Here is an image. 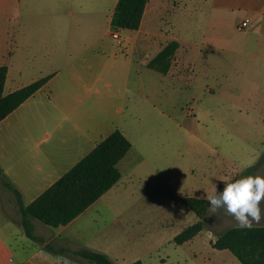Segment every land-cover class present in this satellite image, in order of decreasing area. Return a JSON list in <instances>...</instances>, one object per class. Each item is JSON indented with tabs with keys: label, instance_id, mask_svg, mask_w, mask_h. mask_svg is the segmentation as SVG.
<instances>
[{
	"label": "rangeland",
	"instance_id": "obj_1",
	"mask_svg": "<svg viewBox=\"0 0 264 264\" xmlns=\"http://www.w3.org/2000/svg\"><path fill=\"white\" fill-rule=\"evenodd\" d=\"M215 1L166 0L158 22L162 36L151 49L142 51L126 39L119 45L113 37L115 29L109 21L114 0H8L7 6L1 4L0 33L10 26L16 36L13 53L6 57L8 62L5 59L11 69L5 92L52 72L47 60L52 50L64 61L67 47L69 60L81 65L86 42L93 37H101L107 46L98 52L102 59L129 63L119 125L132 148L119 162L121 180L66 226L55 228L34 220L36 235L56 247L105 252L116 264L137 260L145 264H241L229 250L213 247L220 234L238 226L223 210L219 216L208 212L204 229L192 240L180 245L174 241L199 220L183 197L203 198L214 186L222 192L229 180L264 174V20L260 36L255 35L257 41L236 30L227 44L217 31L229 19L220 22L227 12L215 7ZM224 1L238 2L240 10L230 15L234 24L249 15L242 0ZM54 32L69 35L68 42L61 37L52 46L38 38ZM21 33L30 34V39L20 42ZM129 33L122 30L123 39ZM171 36L189 42V56L197 70L179 62L168 75L148 68ZM219 45L226 50L220 53ZM2 56L0 63L5 62ZM116 101L109 108L112 114ZM11 115L0 122L1 135L8 126L21 125L20 110ZM13 152L18 159L20 151ZM13 174L21 177L18 165ZM4 189L0 184L1 262L12 264V258L15 264H94L54 254L28 238L14 196L9 198L5 192L6 196ZM261 208L264 216V202ZM253 225H264V219Z\"/></svg>",
	"mask_w": 264,
	"mask_h": 264
},
{
	"label": "crops",
	"instance_id": "obj_2",
	"mask_svg": "<svg viewBox=\"0 0 264 264\" xmlns=\"http://www.w3.org/2000/svg\"><path fill=\"white\" fill-rule=\"evenodd\" d=\"M118 1L114 0L113 11L109 21L110 26H112V18ZM165 2L166 0H149L140 28L137 30H126L130 33L124 40L126 39L129 44L140 51L151 49L154 43L162 36V30H160L158 22L161 21V5ZM242 2L244 10L249 15H246L237 24H234V18L230 15L240 10L237 5L238 2L217 0L214 3L219 10L227 12V15L220 17V22L225 23L227 19L229 20L217 31V34H222L220 40L225 39L227 44L231 43L230 35H234L236 30L243 31L245 38L251 37L254 39L256 36H260L263 29L261 23L264 20V0H242ZM2 3L7 6L8 0H1L0 6ZM69 13L71 14V11ZM245 20L249 21V25L251 22L253 23L250 29L240 28V25ZM19 37L20 42L21 39L28 41L30 34L21 33ZM61 37L66 40V43L70 38L67 34L56 32L49 37L41 35L38 38L45 42L50 41L49 43L54 46L53 43ZM171 37L172 40H177L180 43L173 66L175 62H179V64L185 63L194 71L197 70L196 61L189 56L191 53L189 51V42L184 43L179 36ZM258 37H256V41ZM15 39L16 36L12 33L10 26L1 30L0 53L4 54L2 56L4 61L6 59L8 62L6 57L12 55ZM101 41V37L100 39L93 37L89 42H86V53L80 59L81 65L69 60L70 53L67 47L63 49L64 61H60L59 52L52 50L51 53H48L49 69H53V71L44 74L36 80L46 76H51L50 79L34 96L15 110V112L17 110L21 112V125L18 128L8 126L4 131V135L0 134V158L2 159L0 167L10 182L13 181L16 186L13 185L21 191L24 202L27 205L68 172L114 130H121L119 113L122 112L125 92L128 89L129 63L121 59H119V62L102 59L98 52L102 50L101 47L107 46L105 43L102 44ZM217 47L220 53L226 50L224 46L219 45ZM111 57L116 59L114 53ZM176 58L179 59L176 61ZM6 61L1 62L0 66L3 64L8 66ZM10 72L11 69L9 68L5 88L10 80ZM109 87L114 89L109 91ZM16 90L5 92V94ZM117 96H119V102L116 101L118 100ZM114 99L117 105L112 114L109 112V108L114 103ZM11 114L6 118L12 116ZM0 130L2 129L0 128ZM121 131L123 132V130ZM17 150L20 151V156L15 159L13 151ZM15 165L19 166L21 177L13 174ZM0 184L2 185L1 182ZM4 190V194L8 192V197L13 199V193L6 188ZM27 197H29V200H26ZM112 260L115 262L114 259ZM9 262L15 264L12 258L9 259ZM0 264L8 263L0 260Z\"/></svg>",
	"mask_w": 264,
	"mask_h": 264
},
{
	"label": "trees",
	"instance_id": "obj_3",
	"mask_svg": "<svg viewBox=\"0 0 264 264\" xmlns=\"http://www.w3.org/2000/svg\"><path fill=\"white\" fill-rule=\"evenodd\" d=\"M148 2L149 0H119L112 18V27L122 30L139 29ZM179 47L177 40L167 43L148 62V68L167 75L172 69ZM8 70L6 64L0 66V122L34 96L51 77H43L5 94ZM131 148L132 143L127 136L120 129L114 130L28 205L25 204L21 191L9 181L0 167V182L15 197L25 235L41 242L54 254H69L75 259L94 264H116L106 253L86 247H56L46 242L35 234L34 220L55 228L71 223L121 180L122 174L118 165ZM183 200L199 220L174 238L178 245L192 240L204 229L203 219L210 207L205 198L185 196ZM213 247L229 250L241 264H264V225H253L250 229L239 226L229 228L216 238ZM131 264L145 263L137 260Z\"/></svg>",
	"mask_w": 264,
	"mask_h": 264
},
{
	"label": "clouds",
	"instance_id": "obj_4",
	"mask_svg": "<svg viewBox=\"0 0 264 264\" xmlns=\"http://www.w3.org/2000/svg\"><path fill=\"white\" fill-rule=\"evenodd\" d=\"M210 204V215L232 217L240 228H252L253 223L260 224L262 216L261 204L264 202V174L257 173L225 182L222 192L216 186L206 196Z\"/></svg>",
	"mask_w": 264,
	"mask_h": 264
},
{
	"label": "built area",
	"instance_id": "obj_5",
	"mask_svg": "<svg viewBox=\"0 0 264 264\" xmlns=\"http://www.w3.org/2000/svg\"><path fill=\"white\" fill-rule=\"evenodd\" d=\"M249 26V21L245 20L242 22V24L240 25V28H245ZM122 29H115V31L112 33L113 37L117 40L119 45H122L124 43V39L122 37L121 34Z\"/></svg>",
	"mask_w": 264,
	"mask_h": 264
}]
</instances>
